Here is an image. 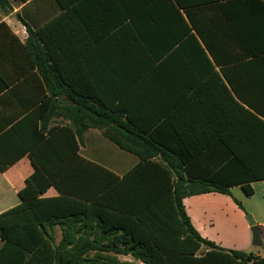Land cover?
<instances>
[{
    "label": "trees",
    "instance_id": "16d2710c",
    "mask_svg": "<svg viewBox=\"0 0 264 264\" xmlns=\"http://www.w3.org/2000/svg\"><path fill=\"white\" fill-rule=\"evenodd\" d=\"M126 1L132 27L145 21L150 53L139 62L157 84L146 109L163 119L135 122L129 106L110 103L102 90H61L73 101L69 123L41 134L21 202L0 213V264H264L253 251L204 237L184 203L206 192L231 195L233 185L251 196L252 182L264 179L241 157L264 149V134L254 132L264 130V0ZM55 29L52 22L30 34L48 46L45 32ZM50 45L58 70L59 42ZM92 128L138 163L120 175L83 155ZM220 148L234 158L204 168L207 152ZM51 187L58 194L45 196Z\"/></svg>",
    "mask_w": 264,
    "mask_h": 264
},
{
    "label": "crops",
    "instance_id": "0c3cea01",
    "mask_svg": "<svg viewBox=\"0 0 264 264\" xmlns=\"http://www.w3.org/2000/svg\"><path fill=\"white\" fill-rule=\"evenodd\" d=\"M10 4L11 8L0 6V213L21 202L19 191L34 171L30 153L42 141L41 134L53 125L69 123L64 112L73 101L61 90H102L110 103L129 106V118L135 122L143 124L151 117L163 119L146 109L154 101L147 90L157 84L147 79L139 62L150 51L142 36L141 23L145 21L132 27L133 5L126 0H11ZM52 22L57 29L45 32L47 46L34 34ZM36 39L42 49L35 48ZM52 39L59 42L58 70L52 66ZM53 88H58L60 94L53 95ZM164 97L157 94L155 99L163 103ZM57 100L59 107L53 110ZM256 131V135L264 134L262 129ZM99 134L106 138L97 128L87 131L80 148L83 155L95 161L97 158L86 153L97 152L93 138ZM121 150L130 156L111 147L106 163H99L120 175L126 173L139 157ZM131 155L137 161L129 158ZM241 157L257 164L264 176V149L246 151ZM233 158L223 148L209 150L204 168L209 170L213 160L228 162ZM226 169L229 173L231 168ZM252 186L251 196L241 185H233L231 195L206 192L185 197L184 203L204 237L223 247L253 251L264 257L252 243V224L247 219L248 214L253 215L264 242V179L252 182ZM57 194L51 187L45 196Z\"/></svg>",
    "mask_w": 264,
    "mask_h": 264
},
{
    "label": "rangeland",
    "instance_id": "374dc122",
    "mask_svg": "<svg viewBox=\"0 0 264 264\" xmlns=\"http://www.w3.org/2000/svg\"><path fill=\"white\" fill-rule=\"evenodd\" d=\"M93 141L96 142V144H97L96 145L97 152H95V153L94 152L93 153H86V154L89 155V157L97 158L96 160L97 161L99 160L98 162H102V163L105 162L106 163L107 158H108V152L111 150V147L115 148L117 153L118 152H123V154H128V153L122 151L119 147H117L113 142H111L107 138H102L101 134L95 135L94 138H93ZM116 152H115V154H116ZM128 155L130 156V154H128ZM95 158H93V159H95ZM129 158L133 159L134 161H137V159H138L135 155H131V157H129ZM250 216L253 218V221H254V217H253L252 214H248L247 219ZM58 235H59V232H58ZM221 236L224 237V235H221ZM221 240L223 241L222 245H224L225 244L224 238H222ZM256 248L258 250H260L264 254V242H263V246L262 245L261 246H256Z\"/></svg>",
    "mask_w": 264,
    "mask_h": 264
},
{
    "label": "water",
    "instance_id": "95a60500",
    "mask_svg": "<svg viewBox=\"0 0 264 264\" xmlns=\"http://www.w3.org/2000/svg\"><path fill=\"white\" fill-rule=\"evenodd\" d=\"M249 222L252 224L251 231H252V243L255 246L263 245V237L261 234V230L257 224H254L253 218L250 216L248 218Z\"/></svg>",
    "mask_w": 264,
    "mask_h": 264
}]
</instances>
